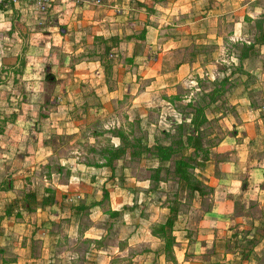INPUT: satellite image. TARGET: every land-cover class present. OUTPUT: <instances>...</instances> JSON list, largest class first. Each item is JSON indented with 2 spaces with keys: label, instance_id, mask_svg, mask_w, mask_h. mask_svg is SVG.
<instances>
[{
  "label": "crops",
  "instance_id": "obj_1",
  "mask_svg": "<svg viewBox=\"0 0 264 264\" xmlns=\"http://www.w3.org/2000/svg\"><path fill=\"white\" fill-rule=\"evenodd\" d=\"M198 1L201 6H197ZM205 1L101 0L93 3L90 0H50L48 10L44 14L35 11V18L28 15L29 5L23 2L0 9L5 17V33L11 36L18 32L19 36L28 38L24 49L22 42L19 51L15 47L12 51L7 50L9 55L2 59L9 58L10 65L19 55L25 59L20 77L27 85L32 82L38 87L36 101L41 102L35 105L28 102L27 109L22 107L16 117L29 122L34 119V138L20 134L21 140H17L19 134L16 136L11 130L10 135H3L5 146L12 148L13 144L20 149L17 150L19 156L12 159L13 183L15 177L23 175L29 182L33 169L47 161L46 157H50L56 148L55 133L82 132L86 125L90 126L88 131L91 126L94 128L91 132L97 131L94 123L97 119H107L111 112L116 113L119 101L125 96L120 93L123 89L130 93V106L137 107L142 115L141 104L153 101L159 87L171 88L186 83L194 73L213 79L223 72L221 69L227 68V80L231 85L226 91L228 106L214 113L220 127L213 148L221 157L213 160L204 178L211 186L210 204L202 211L194 231L188 230L186 225L175 230L179 236L169 253L164 249L165 241L149 227L155 220L153 213L147 217H134L131 214L133 209L121 211L125 196L119 190L108 188V208L120 210L112 223L117 229L116 240H98L107 230L103 233L102 226L94 222L81 223V209L63 207L65 201L60 197L65 192L59 195L57 189L51 205L38 206L30 212L20 210L21 217L14 214L2 217L6 225L5 236L11 240H0V248L12 255L2 264H35L59 259L52 255L58 234L51 233L50 240L49 233L44 234L43 229L60 220L69 222L74 233L69 234L70 239L78 236L93 238L79 240L86 246L79 254L75 251L62 254L70 263L78 259L80 264H264V43H255L242 61L237 52L226 47V43L230 45L231 40L235 42L237 38L246 44L253 40L246 24L264 10V0ZM194 6L204 8L200 14L194 15L190 13ZM16 20L20 22L18 25L31 22L33 25L30 30L19 29L15 26ZM195 21L196 28L192 30ZM143 25L147 27V34L142 42L122 41L130 40L124 36ZM194 32L206 36L204 42H213V59L206 58L205 50L196 53L187 50V37ZM28 34H33V39ZM109 36H120L121 40L104 52L100 39ZM102 55L111 60L112 72L108 74ZM46 58L51 60L45 62ZM238 68L239 71H233ZM55 95H61L59 102L62 103L52 109L46 108L45 102L54 101ZM68 99L76 104H64ZM80 104L84 111L74 115L72 108ZM72 116L76 119L75 123L70 121V125H74L72 129L58 127L60 118ZM82 121L85 124H81ZM100 127L99 131L102 130ZM103 128H107L105 123ZM99 161L101 165L92 159L74 162L84 169V172L73 171L69 175L70 182L76 176V194L83 190L79 180L83 183L93 178L94 182L106 179L95 175L98 170L106 171L107 165ZM17 162L22 168L16 166ZM244 179L248 184L243 188ZM14 187L11 197L22 192H17ZM84 208L88 209V219L91 220L92 212L102 207L84 203ZM125 229L128 232H124ZM236 229H243L244 235L234 232ZM143 231L147 234L142 235ZM254 234L257 239L251 247L246 246V239ZM17 236H24V240H14ZM225 237L232 240H224ZM69 242L75 244L76 240Z\"/></svg>",
  "mask_w": 264,
  "mask_h": 264
},
{
  "label": "rangeland",
  "instance_id": "obj_2",
  "mask_svg": "<svg viewBox=\"0 0 264 264\" xmlns=\"http://www.w3.org/2000/svg\"><path fill=\"white\" fill-rule=\"evenodd\" d=\"M205 2H207V0ZM197 6H201L200 1H198ZM197 6H194V8L190 10L191 14L198 15L202 12L204 7ZM4 7L5 6H2L0 9ZM28 8H30V10L27 11L28 15L32 18H35V14L37 13L44 14V12L35 10L31 5H29ZM207 10L208 9H206V11ZM35 11L37 13H35ZM4 18L1 10L0 240H11L7 239L5 236L7 235L5 233L6 225L2 222V217L7 215L4 212L6 206L13 201L15 197L23 195L26 192L24 190H26L27 187H30L29 190H33L41 195L44 192H54L55 194L57 189L59 195H61L62 192H65L64 196L60 197L65 201V203L62 204L63 207L68 209L72 208V206L81 205V213L79 215V220L82 221L81 223L84 222L85 224H88L94 222L95 225H98L99 227L102 226L103 229H101L103 233L107 230L103 237L98 240H116L117 229L116 225L112 223L115 222L114 219L116 220L115 215L120 212V210H117V213H112L114 210L108 208V205L110 204L109 195L107 198H102V187L104 185H107V190L108 188L113 191L119 190L120 193L125 196L123 197L125 203L122 205L121 211L133 209V213L131 214L134 217L140 215L147 217L153 213L152 216H154L155 220H158H154L153 224H149L150 228L164 222L169 214L170 206L176 205L178 211L173 225L175 240L177 236H179V232L176 233L175 230L183 225L188 226V230L194 231L197 220L202 214V211L210 204L211 186L205 181V174L210 171L213 160H217L221 157L213 148L214 143L219 137L218 133L220 127V122L214 113L228 106L226 91L231 85L228 84L229 81L227 78H225L224 81H218L224 75L226 76V72L228 71L227 68L221 69L223 72L213 79L207 77V75L199 76L197 73H194L189 76V80L186 81V83L176 84L175 86H171V88L170 86L159 87L158 93L153 101L150 100L151 102L141 104L142 115L137 111V107L130 106L132 104L129 97L130 93L128 94V90L124 91L123 89L120 93L125 96L119 101V104L115 109L116 113L113 114L111 112V115H109L107 119L104 118L102 121L97 119L96 123H94L96 124L95 130L97 131L91 132L90 130L94 129L92 126L88 131L90 126L86 125L82 132L73 133L71 131L68 133H55L53 138L56 142V148L53 150L50 157H46L47 161L40 164L39 168H35V170L33 169L34 172L30 174L31 177L29 182L25 180L27 176L24 177L23 175L21 177H15V182L13 183V178L11 177V172L14 171V169L11 170V168L14 167L12 159L19 156L20 152H17L19 149V147H16L17 145L14 146L12 144V148L16 147L15 149L7 147V145L5 146L6 141L4 136L6 134L10 135L9 131L11 130V132L17 134L16 136L19 134V139L17 137V140H21L20 134H27L29 137H33L35 135L36 125L34 119H30L29 122L28 120L22 121L19 116L17 119L16 117L23 109L22 107L27 109L26 104L28 102L33 103V105L41 102L36 101L38 87H36L35 84L33 85L32 82L27 85L26 80L21 79L20 77V71L22 70V65L25 63V59L19 55L15 63H13V65L11 64L12 66L8 61L10 60L9 58L2 59L9 55L7 50L12 51L15 47V49L19 51L22 47V42V48L24 49V43L27 38L19 36L18 32L11 36L6 34L4 30L6 26L3 23L5 20ZM263 20L264 10L258 13L256 18H253L252 21L249 20L248 24H246V28L249 30V33L253 34V38L259 31V24H263ZM17 23L20 22L18 20L15 21L16 28L20 29V27H22L23 30H30L33 25V22L19 25ZM148 23L149 22H145V24ZM141 24L142 22H140V25ZM195 28L196 21L193 23L192 30H195ZM146 34L147 27L143 25L139 29L124 36L131 38L130 40L122 41L142 42V40L145 39ZM28 37L33 39V34H28ZM22 39L23 41H21ZM204 39H206V36H200L194 32L187 37L188 43L186 44V48L194 53L205 50V53L207 54L206 58L209 56L213 59V42H204ZM245 44L246 43L243 40L237 38L235 42L231 40L230 45H227L226 43V47L228 46L231 50L237 52L238 55L240 51L245 48ZM8 45L9 48H7ZM29 55H31V52ZM177 56L180 58L181 55L178 54ZM26 59L31 58L26 57ZM48 59L51 60L50 58H46L45 62H48ZM21 60H24L23 64H21ZM129 62H132V60H129ZM239 70L240 69L238 68L233 71ZM110 71L112 72V69ZM48 96H50L49 93ZM55 97L58 101H56ZM60 98L61 95H55L53 98L54 101L47 100V103L45 102L46 108L49 107L52 109L51 107L61 104L62 102H59ZM67 102L73 105L76 104L74 103V100L70 101L69 99L66 100L64 104L67 105ZM80 106L81 104L72 108L74 115L84 111ZM76 108L77 111H75ZM72 117L68 119L60 118L58 127H61L62 129L64 127L65 130H68L69 126V128L72 129L74 125H70V121L74 123L76 122V119ZM40 118L41 117H38V119ZM61 120H63L64 123L60 122ZM104 123L107 128H103ZM81 124L85 123L82 121ZM100 126H102L101 131H99L101 128ZM16 129L18 130L16 131ZM32 130H34V132ZM19 131L21 133H19ZM14 140L17 141L16 139ZM18 143L21 144L20 141ZM156 143H171L175 147H180L181 150L172 154L168 159H161L158 154L150 151H138L141 144L153 145ZM117 146H125V151L118 158H113L111 164L105 167L108 172L102 171V169H97L98 171L96 172L94 171L95 175L98 174L99 176H105L106 179L103 182H94L95 178H93L89 181H83V183L79 180L78 184L79 186H82L83 190L80 191L79 195L76 194L77 191H74L78 188L76 185V176L72 179L71 184V178L69 175L73 171L77 173L84 172V169L78 167L74 162L84 159H92L94 162L101 165L99 160L105 162V158L108 159L111 151ZM20 148L22 149L23 147ZM181 152L185 154L184 158L187 162L185 164L186 172L189 174L187 179L179 178L175 171V160L179 157ZM19 162L16 164L17 167L20 164ZM19 167L21 166L19 165ZM68 180L70 184L63 187L65 186L63 184L69 183ZM12 187L16 188L17 192H22L16 194L15 197H11ZM81 194H85L84 197L81 196ZM8 197L10 198V201ZM101 198V203H98L97 205H100L102 208L94 210L92 212V219H88L90 217L88 216V209L83 207L84 203L85 205L87 204V206H93L91 205V202ZM101 210H103L102 213L100 212ZM14 211H16V209ZM104 213H106V215H104ZM14 215L16 217H21L22 213L17 211ZM101 216L103 219H100ZM111 218H113L112 221H110ZM141 226L143 227L142 224ZM71 229L69 222L66 220H60L57 223H51L50 226H45L43 229L44 234L49 233V237L53 232L58 234L57 243L54 250H52V255L57 256L59 259L49 260L47 262L46 260H42L39 261V263L33 261V263L80 264L78 259L75 262L72 261L70 263L62 254H69L68 252L72 253L73 251L79 254L86 247L84 244H81L79 240H93V238L82 239L78 236L76 239H70L69 234L74 235ZM126 231L128 232V230L125 229L124 232ZM145 231L141 232L142 235L147 234V232L145 234ZM234 232H239L244 235L243 229H236ZM156 234L158 235V233ZM23 237L19 238V236H17L14 240H24ZM159 237L163 239L161 236ZM50 240H52L51 237ZM69 240H76V243L70 245ZM224 240L232 239L225 237ZM0 249V259L2 261L0 263L2 264L6 259H11L12 255H10V251H7L6 254L3 247Z\"/></svg>",
  "mask_w": 264,
  "mask_h": 264
},
{
  "label": "trees",
  "instance_id": "obj_3",
  "mask_svg": "<svg viewBox=\"0 0 264 264\" xmlns=\"http://www.w3.org/2000/svg\"><path fill=\"white\" fill-rule=\"evenodd\" d=\"M100 40L104 44V52H107L108 49L112 45L116 44L118 41L121 40V37L120 36H109L107 38H101ZM255 43H264V20H263V24H259V31L257 32V34L254 35L253 40L249 44H245V48L242 51H240L239 53L240 61H242V59L247 55L248 50ZM102 57L104 58L103 63L105 66L106 74H108L111 70V60L106 58L105 55H102ZM23 63H24V60H21V64ZM225 78H227V75L226 76L224 75L218 81H224ZM180 150H181L180 147H175L171 143H166V144L156 143L153 145L141 144L140 149L138 151L139 152L150 151V152L158 154L161 157V159H168L172 156V154L177 153ZM124 151H125V146H117L114 150L111 151L108 159L105 158V162H103L102 164L109 166L111 164V160L113 158H118ZM184 156L185 154L181 152L179 157L176 158L175 171L179 178L187 179V177H189V174L186 172L185 164L187 162ZM247 184H248V180L244 179L242 183V187L243 188L246 187ZM108 195H109L108 190L106 186L104 185L102 187V198L103 197L107 198ZM102 198L99 200L92 201L91 205L101 203ZM54 201H55L54 192L52 193L44 192L42 195L38 196V194L35 191L27 190L23 195L19 197L18 196L15 197L14 200L11 201L6 206L4 212L7 215H11L13 213L15 214V212L20 211V210H26L27 212H30L32 210H35L36 207L38 206L44 207L47 205H51ZM75 208L81 209V205L75 206ZM15 209L16 211H14ZM177 211L178 209L176 205L170 206V211L165 221L162 223H159L155 227H151V231L154 234L158 233V235L161 236L163 240L165 241L164 249L167 253L171 251L172 244L175 240V235L173 234V225L177 217ZM112 213H117V210L112 211ZM256 232L258 233L259 230H256ZM256 239H257L256 234H254L253 237L247 238L246 245L247 246L249 245L251 247V245L255 242Z\"/></svg>",
  "mask_w": 264,
  "mask_h": 264
},
{
  "label": "built area",
  "instance_id": "obj_4",
  "mask_svg": "<svg viewBox=\"0 0 264 264\" xmlns=\"http://www.w3.org/2000/svg\"><path fill=\"white\" fill-rule=\"evenodd\" d=\"M90 1H92L93 3H99L101 0H90ZM20 2L31 5L35 8V10L44 13L48 10V6L50 4V0H0V7L6 6L11 3H20Z\"/></svg>",
  "mask_w": 264,
  "mask_h": 264
}]
</instances>
